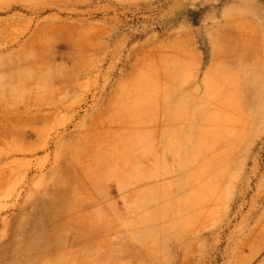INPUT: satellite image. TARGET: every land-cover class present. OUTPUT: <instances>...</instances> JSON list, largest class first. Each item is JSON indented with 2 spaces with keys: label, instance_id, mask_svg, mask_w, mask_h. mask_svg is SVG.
Listing matches in <instances>:
<instances>
[{
  "label": "rangeland",
  "instance_id": "rangeland-1",
  "mask_svg": "<svg viewBox=\"0 0 264 264\" xmlns=\"http://www.w3.org/2000/svg\"><path fill=\"white\" fill-rule=\"evenodd\" d=\"M28 2L1 5V55L14 54L27 26L35 32L31 46L15 53L23 56L1 61L0 221L12 213L45 214L47 206L54 214L66 205L63 188L109 182L121 167L160 166L162 173L150 175L152 185L161 184L150 192L155 199L132 208L160 220L149 245L135 254L164 264H264V70L255 84L250 64L243 79L244 64L239 72L220 53L207 63L200 31L229 3H251L264 20V0ZM181 24L190 27L201 61L189 54L183 70L168 63L159 70L164 61L156 46ZM159 72L176 104L188 91L197 108L193 157L125 158L140 151L131 142L141 139L142 127L117 126L110 114L120 111L125 120L140 109L131 94L140 98L143 77L157 92ZM126 75L139 81L134 90L122 86L104 107Z\"/></svg>",
  "mask_w": 264,
  "mask_h": 264
},
{
  "label": "crops",
  "instance_id": "crops-1",
  "mask_svg": "<svg viewBox=\"0 0 264 264\" xmlns=\"http://www.w3.org/2000/svg\"><path fill=\"white\" fill-rule=\"evenodd\" d=\"M19 3L32 5L28 0H0V14L2 4L13 7ZM256 12L257 8L251 3H229L217 19H206L200 30L208 47L207 63L220 53L224 62L238 63L239 72L243 70L240 64H244L243 79L245 64H250L256 72L255 84L258 81L256 76L261 77L264 70V20ZM4 24L0 15V69L5 58L23 56L15 53L23 45L31 46L35 32L26 25L29 32L14 54L1 55V26ZM189 29L184 24L179 25L156 46V50L163 53L160 58L164 62L159 60V70L163 63L170 64L174 72L183 70L189 66V54L200 63L201 56ZM175 36L178 39H173ZM119 81L120 86L117 87ZM136 82L139 81L128 80L127 75L115 81L102 105L110 106L118 91L119 94L122 91V86L130 89L129 92L133 91L132 86ZM165 83V77L159 72L157 92L151 94L153 85L143 77L140 98L137 99L136 93L131 94L133 102H141V108H133V115L127 113L125 120L120 117V111L111 112L110 120L120 121L116 122L117 126L142 127V134L138 135L141 139L131 142L140 151L133 148L125 158L163 160L193 157L199 126L197 108L193 107L188 91L184 97L180 94L184 103L176 104L178 97L167 92ZM254 87L255 92H259V85ZM164 169L158 166L155 170L146 165L121 167L110 173L109 182L101 179L76 183L74 188H63L59 197L66 205H61L54 214L49 213L47 206L45 214L1 215L0 264H164L144 261L142 252L134 253L135 247L143 249L149 245L148 235L155 233V224L160 220L132 213L133 207L149 206L151 198L155 199V194L150 192L160 190L161 184L152 185L150 175L162 173ZM118 175L124 177L118 178Z\"/></svg>",
  "mask_w": 264,
  "mask_h": 264
},
{
  "label": "bare ground",
  "instance_id": "bare-ground-1",
  "mask_svg": "<svg viewBox=\"0 0 264 264\" xmlns=\"http://www.w3.org/2000/svg\"><path fill=\"white\" fill-rule=\"evenodd\" d=\"M179 36V35H178ZM178 36H175L173 39H178ZM0 84H1V75H0ZM116 86H120V81L116 84Z\"/></svg>",
  "mask_w": 264,
  "mask_h": 264
}]
</instances>
